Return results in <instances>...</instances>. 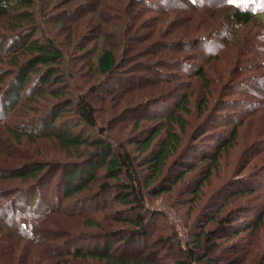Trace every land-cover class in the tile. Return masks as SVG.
<instances>
[{
    "label": "trees",
    "instance_id": "trees-1",
    "mask_svg": "<svg viewBox=\"0 0 264 264\" xmlns=\"http://www.w3.org/2000/svg\"><path fill=\"white\" fill-rule=\"evenodd\" d=\"M53 1L62 2V0H0V155L8 156V150L10 152L15 148L21 150L25 138L31 143L39 139H54L64 150L75 149L82 153L78 160L62 168H55L52 163L44 159L39 160L34 156L24 158L21 167L17 170L12 168V166L15 167L13 163L16 161L13 158L9 164L6 159L0 162V186L4 180L18 179L21 182V186L11 187L0 193V256L7 260L0 259V264H14L12 260L14 261L21 250H26L28 256L37 257L39 260L44 259L42 262L49 264H73L74 261H85L86 264H158L150 260L151 257L143 255L146 247L141 240L148 235L149 230L148 225L143 223L141 211H151V214L157 216V212L161 210L150 208L146 203L147 196L150 191H153L149 181L160 179L172 147L179 148V134H184L186 131L183 114L190 113L189 95L181 94L168 114L155 112V115L150 118L159 119L162 124L164 123L167 134L160 149L148 157L147 165L153 173L149 180L143 181L134 171L136 161L130 151L124 146L118 147V142L112 139L106 127L100 122L96 107L88 98L96 92L112 90V85L115 83L114 74L128 60L126 54L139 51L137 49L140 46L135 44L133 32L138 28H144L145 23L152 21L149 18H143L142 15L147 12V9L156 12L158 10L155 9L159 7L154 5L149 8L150 0H84L76 3L71 11H61L65 18L69 14L72 17L82 15L84 12H93L99 15L98 19L102 18V20L106 19L105 17L109 18L108 13L111 11H118L123 15L117 20L118 23L114 24L115 29L110 31L112 42L98 48L94 62L86 63L88 68L84 72L81 63L83 57L73 55V51H79V54H82L86 49L80 38L74 40L73 36L76 32H70L69 45H67L65 39L61 41L57 36H53L54 27L49 25L48 28L43 20V12L46 13V19L54 15L52 14L55 5ZM184 1L187 7L192 5L205 8L207 6L206 0H201L200 4L197 0ZM209 1L208 4L215 6L222 4L232 6L231 18L237 24L247 25L256 17L264 15V11H258L256 8L243 9L235 3L236 1ZM144 3L147 8L142 7ZM136 8L138 11L134 12ZM168 10L169 13L177 15L182 13L173 8L163 12L167 13ZM195 10L194 8L190 13L187 11L186 17L189 18L190 15L193 17ZM157 28L147 37L158 41L153 47L157 48L151 51L153 61L149 66L152 73L156 75L155 82L172 83L179 76L177 71L184 72L191 68L188 78L199 77L204 81L205 87L209 88L210 82L206 78L205 71L201 67L193 68L189 58L181 56L182 49L179 50L177 43L164 41L168 28L165 31ZM170 45L176 48L171 50ZM151 46L152 44L149 47ZM91 81H95L92 83L93 87L98 85L100 87L88 93L73 90L75 84L82 87L84 82L87 84ZM161 96L145 101L143 108L150 113L152 109L170 103L175 98V95ZM139 122L140 118L134 121V125L138 126ZM236 130L237 127L232 129L228 140L219 139V146L213 152L197 144L193 146L191 144L189 152L200 153L203 160L212 159L211 164H214L220 153L230 146ZM159 132V130L155 133L148 132L138 137L136 142L142 151L151 147ZM2 140L7 143L1 144ZM22 153L25 152L22 150L20 154ZM187 167L188 165L182 164L180 172L187 171ZM101 168H104V173L99 177L98 170ZM211 170L212 166L209 172ZM58 172H60L59 175ZM122 175L127 176L129 183L121 182ZM53 178L58 180L54 188L50 186ZM101 179L104 181L98 185L100 198L113 195V200L125 209L121 211L123 210L121 208L115 213L114 222L127 226L128 231L118 237L119 231H108L100 227V231H106L103 234L96 233L91 236L92 234L88 235L83 227V235L81 236V232L76 234V236L80 235L77 236L78 238L73 239L67 233H65L68 236L66 238L58 236L59 229L62 227L70 229V226H74V221L78 220L72 219L88 215V212L79 211L78 208L86 201L89 202L91 198L88 200L84 198L82 201L70 199L76 194L86 193ZM204 181L205 179L201 184ZM246 183L249 184L248 181ZM201 184H196L192 196H198ZM244 184L241 182L236 185L237 188L240 186L242 188L235 190L229 197H235L243 192L252 193L253 189L257 188ZM57 195L60 197L58 198ZM218 199L220 198L216 199V203ZM126 213L132 214V217L124 216ZM263 213L264 209L259 211L257 223L261 222ZM62 216H65L67 220H59ZM21 217L25 218V221ZM216 218V211L205 213L203 224L200 223L199 232L190 242V248L185 247L180 251L185 255V260L176 264H219L218 258L213 255L214 249L218 246L214 241L215 237L221 233V237L230 240L242 229L240 226L235 228L234 221L227 215L218 220L215 229L204 231L205 223ZM52 221L53 224H51ZM54 221L58 222L54 223ZM89 225L94 226L92 223ZM51 237H55V240ZM9 238L14 244L6 242ZM179 245L182 246V242ZM5 248L9 250L6 251L7 253L2 250ZM24 257L22 254L19 256L18 264H25ZM238 261L239 259H231L226 264H236ZM262 263L264 264V258Z\"/></svg>",
    "mask_w": 264,
    "mask_h": 264
},
{
    "label": "rangeland",
    "instance_id": "rangeland-1",
    "mask_svg": "<svg viewBox=\"0 0 264 264\" xmlns=\"http://www.w3.org/2000/svg\"><path fill=\"white\" fill-rule=\"evenodd\" d=\"M80 1L84 0H62L60 3L53 1L54 15L46 19V13L43 12V20L48 28L49 25L54 27L53 36H57L61 41L65 39L67 45H69L70 32H76L77 36H73L74 40L80 38L86 49L82 54L73 51V55L83 57L82 71L85 72L88 68L86 63L94 62L98 48L112 42L110 31L115 29L114 24L118 23L117 20L123 15L121 12L111 11L108 13L110 17L107 18L105 15L106 19L103 20L98 19L99 15L93 12H84L82 15L72 17L69 14L67 18L62 16L61 11H71L76 3H81ZM150 1L149 8L156 5L159 9H155L158 10L156 12L147 9L142 17L152 21L145 23L144 28L138 30L136 28L133 32L135 44L140 46L137 49L139 51L126 54L128 60L114 74L115 83L112 85V90L96 92L88 98L96 107L100 122L106 127L112 139L118 142V147L124 146L130 151L136 161L134 171L143 181L149 180L153 173L147 165L148 157L160 149L167 134L164 123L162 124L159 119L150 118L155 112L168 114L181 94L189 95L190 113L183 114L186 131L184 134H179V148L172 147L160 179L149 181L153 191L147 196L146 203L150 208L161 210L157 212V216L151 214V211L138 210L143 213V223L148 225L149 230L148 235L141 240L146 247L143 255L151 257L150 260L158 264H176L185 260V255L180 252L181 249L190 248L189 244L199 232V225L203 224L205 213L216 211L217 218L206 222L204 231L215 229L218 220L227 215L234 221L235 228L240 226L242 229L230 240L221 237V233L215 237L214 241L218 246L214 249L213 255L218 258L219 264H226L231 259H239L236 264H263L264 213L261 222L257 223V218L259 211L264 209V15L243 25L232 20V6L223 4L215 6L208 4L209 0H206L205 8L192 5L187 7L184 0ZM231 1H236L235 3L243 9L256 8L258 11H264V0ZM197 2L200 4L202 1L197 0ZM142 7L147 8L145 3ZM168 8L182 13L177 15L169 13V10L164 13L163 11ZM194 8L196 10L192 14L193 17L191 15L189 18L186 17L187 11L190 13ZM136 10L138 11L136 8L134 12ZM63 14L66 15L65 12ZM157 27L162 31L168 28L164 41L177 43L179 50L182 49L181 56L189 58L193 68L201 67L205 71L206 78L210 82L209 88L205 87L204 81L199 77L188 78L191 68L184 72L177 71L179 76L172 83L155 82L156 75L149 66L153 61L151 51L157 48L153 47L158 41L147 37L158 29ZM169 47L171 50L176 48L172 45ZM82 80L85 81L84 78ZM94 82L87 84L84 82L82 87L75 84L73 90H80L82 93L94 91L96 87H100L97 83L98 86L93 87ZM161 95H175V98L170 103L152 109L151 114L143 108L145 101L162 97ZM138 118L140 122L135 126L134 121ZM234 127H237L236 135L230 146L220 153L216 163L211 164L212 159L203 160L200 153L189 152L191 144V146L197 144L201 148L204 146L207 151L213 152L219 146V139H229ZM176 129L178 131V127ZM157 130L160 131L159 135L152 142L151 147L142 151L136 142L138 137L148 132L155 133ZM25 139L21 150L20 148L10 152L8 150V156L0 155V162L6 159L9 164L16 160L12 162L15 165L12 168L17 170L21 167L24 158L34 156L52 163L55 168H62L78 160L82 153L75 149L66 151L54 139H39L34 143ZM5 143L7 141L2 140L1 144ZM22 150L25 153L20 154ZM182 164L188 165L187 171L180 172ZM210 166H212L211 172H209ZM103 173L104 168L98 170L99 177ZM120 180L122 183H129L126 175H122ZM170 180L173 182H168ZM101 181L104 180L94 183L86 193L76 194L70 199L82 201L84 198L87 200L91 198L89 202L83 203L84 205L80 203L81 206L78 208L79 211L88 212V215L72 219H78V222L74 221V226H70V229L67 227L59 229L58 236L66 238L68 236L65 233H67L75 239L80 236H76L77 233L81 232V236L83 235V227L88 235L92 234L91 236L96 233L103 234L106 230H116L119 231L118 237H120L128 231L127 226L114 222V215L122 206L113 200V195L100 198L98 185ZM247 181L248 185L257 187L252 193L243 192L235 197H229L235 190L242 188V186L237 188L236 185L241 182L247 185ZM57 182L58 180L53 178L50 186L54 188ZM197 183L201 184V188L198 196L194 197L192 193ZM19 186L21 182L18 179L4 180L0 186V193ZM60 193H62L61 189ZM217 198L220 199L216 203ZM124 216L130 218L132 214L126 213ZM63 219L65 220L66 217L62 216L59 220ZM22 220L25 221V218ZM255 222L256 224H253ZM89 223L94 226H90ZM100 227L106 230L100 231ZM6 242L14 244L10 238ZM180 242L182 246L179 245ZM7 249L2 250L6 252ZM20 253L23 257L25 254L23 258L25 264H49L42 262L44 259L28 256L26 250H21ZM20 253L18 252V256L16 255L14 261L12 260L14 264L20 262L18 260ZM0 259L7 261L1 256ZM73 264H86V262L74 261Z\"/></svg>",
    "mask_w": 264,
    "mask_h": 264
}]
</instances>
